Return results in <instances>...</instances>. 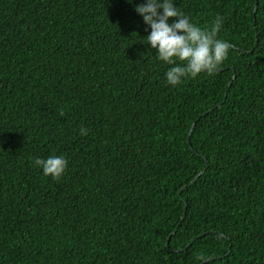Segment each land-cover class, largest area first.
<instances>
[{"label":"trees","instance_id":"trees-1","mask_svg":"<svg viewBox=\"0 0 264 264\" xmlns=\"http://www.w3.org/2000/svg\"><path fill=\"white\" fill-rule=\"evenodd\" d=\"M143 3L0 0V264H264V0H173L231 45L177 86Z\"/></svg>","mask_w":264,"mask_h":264},{"label":"clouds","instance_id":"clouds-1","mask_svg":"<svg viewBox=\"0 0 264 264\" xmlns=\"http://www.w3.org/2000/svg\"><path fill=\"white\" fill-rule=\"evenodd\" d=\"M135 11L150 28L146 40L156 51L157 58L174 65L165 74L167 84L177 86L183 78H195L202 72L213 75L227 59L231 45L218 38L223 17L217 15L209 26L200 27L175 7L173 0H144ZM80 134L88 133L81 128ZM34 164L42 168L45 176L55 180L64 174L68 161L62 155H53L36 158ZM198 259L206 262L203 255Z\"/></svg>","mask_w":264,"mask_h":264},{"label":"water","instance_id":"water-1","mask_svg":"<svg viewBox=\"0 0 264 264\" xmlns=\"http://www.w3.org/2000/svg\"><path fill=\"white\" fill-rule=\"evenodd\" d=\"M256 3H257V2H255V6H256ZM255 10H256V9H254V12H255ZM255 40H256V39H255ZM210 111H211V110H209V112H210ZM204 114H206V113H204ZM190 134H191V131H189L188 138H189ZM192 183H193V181H192ZM179 192H180V191H179ZM184 211H185V206H184ZM193 240H194V239H192V241H193ZM192 241H191V242H192ZM165 245H166V247H167V249H168V241H166V244H165Z\"/></svg>","mask_w":264,"mask_h":264},{"label":"bare ground","instance_id":"bare-ground-1","mask_svg":"<svg viewBox=\"0 0 264 264\" xmlns=\"http://www.w3.org/2000/svg\"><path fill=\"white\" fill-rule=\"evenodd\" d=\"M152 237V236H151Z\"/></svg>","mask_w":264,"mask_h":264}]
</instances>
